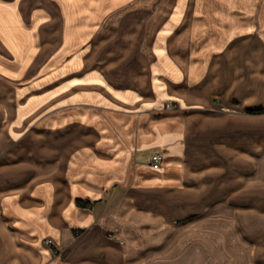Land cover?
<instances>
[{
  "label": "crops",
  "instance_id": "obj_1",
  "mask_svg": "<svg viewBox=\"0 0 264 264\" xmlns=\"http://www.w3.org/2000/svg\"><path fill=\"white\" fill-rule=\"evenodd\" d=\"M68 1L0 0V107L28 115L34 106L67 100L69 88L82 98L116 101L113 108L137 111L144 121L133 126L129 119L113 133L104 113L72 110L34 131L37 156L49 149L53 158L26 159L24 146L20 158L27 162L0 165V210L8 219L0 220V261L53 264L47 239L67 252L56 264H264V0H171L182 17L165 19L167 30L186 19L209 21L195 49L210 51L208 71L177 68L175 79L170 62L149 67L143 94L146 72L133 82L111 79L106 63L88 67L91 61L78 57L52 66L34 88L11 91L9 82L27 77V62L40 60L35 52L51 17L56 24L45 32L56 42L57 16L69 20ZM109 1L127 0L103 4ZM79 10L89 11L80 3ZM78 81L85 91L75 89ZM169 98L193 111L164 112L155 123L154 105ZM8 122L0 120V136L10 138ZM80 127L97 146L78 143L83 157L74 159L68 153ZM153 155L162 158L158 170L149 165ZM77 200L92 206L79 208ZM74 230L83 232L73 237Z\"/></svg>",
  "mask_w": 264,
  "mask_h": 264
},
{
  "label": "rangeland",
  "instance_id": "obj_2",
  "mask_svg": "<svg viewBox=\"0 0 264 264\" xmlns=\"http://www.w3.org/2000/svg\"><path fill=\"white\" fill-rule=\"evenodd\" d=\"M80 1H82L83 4H81ZM79 3L83 9L88 8L89 11L86 13L81 12L79 10ZM107 3L110 4H103V0H69L67 2L70 11L69 20L66 21L62 16H57V32L55 33L57 43L54 41L53 35L50 34L52 31H50V35H47V32H45V28H48V30L53 29L51 24H56V20L51 17L53 19L49 22L51 27H49V24L45 26L43 24L42 26V45L39 47V51L35 52L36 56L40 52V60L37 63L34 57L33 60L27 62V77H25V79L22 78L23 80H20L19 83L9 82L11 91L15 89L24 90L26 88H34V85L43 78H39V76L45 75L44 73H49L52 66L55 64L58 66L60 61H62V65L65 66V64L72 59L78 60V57L82 58L80 61L85 62V65L91 61L88 67L99 63H106L105 66L110 67L109 77L111 79L131 77L130 79H132L133 82L136 80V77H134L136 72H146L143 79L144 84L141 88L143 94L148 91L146 88H149V75H146L150 70L149 67L155 65L161 67L163 63L170 62V66L173 67L170 68L169 66L168 68L166 65L165 70L168 68V72L174 75L173 78L175 79H177L178 76H176L173 71H177V68L180 70V68L190 67L192 71H194L193 68L196 67L197 73H201L204 70L208 71L207 67L209 66L210 51L207 50L205 46L202 47V51L195 50L196 46L200 44V40L204 39L202 36H205L206 33L208 34V20L200 22L193 19H186V21L182 20L177 28L167 30L164 25L165 19L172 18L175 14H179L177 17H182L178 9L176 11L175 5L177 4H171V0H127L116 6H114L115 3L112 1ZM172 5L174 6V10H172ZM205 10L206 9L203 8L202 12H205ZM206 11H208V9ZM185 12H187V8ZM186 22L191 24L188 29H185L187 28ZM81 29L85 30V32H80ZM44 33H46V37ZM48 42L51 43L48 44ZM63 58L64 60H62ZM194 61H196V63H194ZM36 63V73L33 72L29 75L28 70ZM36 67L32 68L35 70ZM31 71H33V69ZM130 72L132 76L129 75ZM178 75H181V77L183 76L181 71H179ZM74 83L75 89L85 91L86 88H84V83L83 85L81 81ZM45 84H47L46 81ZM91 86L93 85H90L89 88H92ZM46 93L50 95L49 91ZM65 93L67 97H64V99L67 100L57 105L53 102H49L34 106L31 108V110L34 109V111L31 114L28 113V115H19L17 110L15 111L12 107L8 108V105L0 107V120L9 121L7 131L10 134V138L5 134H1L0 136V165L12 161V163L23 161L24 159L20 157H23L24 148L22 147L24 146H26L27 151V154H25L26 159L32 156L36 157L37 161L41 162L52 159L53 155H50L51 153L49 154V149H43V156L40 158L37 156L36 153L38 149L36 146L38 140L34 138V131L44 129L45 125L49 124L51 118L56 117L59 113L70 114L72 110L76 112L88 109L100 111L105 114L104 117H106L108 121L106 123L114 125L113 133H117V130L121 132L124 123L129 119L133 122L131 124L133 126L139 125L144 121L143 118H141V113L137 116V111L133 112L131 110L130 112L124 107L113 108V104L116 101L107 99L106 102H102L98 99L91 100L90 97L82 98L78 96L80 94H76V96L72 94L69 88L65 89L62 94L65 96ZM82 93L84 94V92ZM166 93L167 91L164 92V94ZM85 94H87V92H85ZM154 109L152 118L157 124H160V117L164 112L187 115L193 111L181 109L179 102L176 99L170 98L159 100V102L154 105ZM130 121L127 124H129ZM28 125L30 126L26 128ZM11 128H14V132L11 131ZM92 128H94L93 130L95 133H99L100 135L103 134L98 130L97 126H93ZM49 129L53 128H46L45 133H47V136L50 132ZM55 129L58 130L59 128ZM76 130V133H74L75 137L73 138L74 153H70L69 151L68 155L66 150H64L65 153L63 152L60 156L66 158L67 155L73 156L74 154V159L75 157L76 159L83 157L82 154H76L78 151L79 153L83 151L78 149V143H92V139L85 136V132H82L85 131L84 128L80 127L76 128ZM103 132L105 133V131ZM37 138L43 141L47 140V137L44 139L43 136ZM96 140L98 139L96 138ZM99 140H101V142H107L108 139L103 138ZM92 145L97 146L96 143H92ZM98 151L104 153L105 150L100 149ZM26 159L24 160L25 162H27ZM19 187L20 186H17L15 188L18 189ZM0 220H8L1 210ZM82 232V230H74L72 233L73 237L79 236ZM44 245L51 250L54 257L52 260L54 262L53 264H56L57 260L65 262L67 252L64 247H56L51 240L47 239L44 241ZM1 263L7 264V261H0V264Z\"/></svg>",
  "mask_w": 264,
  "mask_h": 264
},
{
  "label": "built area",
  "instance_id": "obj_3",
  "mask_svg": "<svg viewBox=\"0 0 264 264\" xmlns=\"http://www.w3.org/2000/svg\"><path fill=\"white\" fill-rule=\"evenodd\" d=\"M161 161H162V158L160 155H153L151 158H150V162H149V165L150 167L153 169V170H158L161 166Z\"/></svg>",
  "mask_w": 264,
  "mask_h": 264
},
{
  "label": "trees",
  "instance_id": "obj_4",
  "mask_svg": "<svg viewBox=\"0 0 264 264\" xmlns=\"http://www.w3.org/2000/svg\"><path fill=\"white\" fill-rule=\"evenodd\" d=\"M250 113H262V111L258 110L256 112H250ZM75 204L79 208H90V206H91V203H89V202H83V201H80V200H77L75 202Z\"/></svg>",
  "mask_w": 264,
  "mask_h": 264
}]
</instances>
